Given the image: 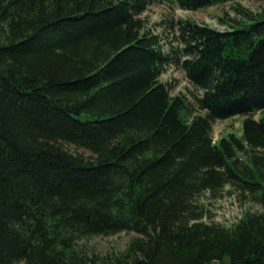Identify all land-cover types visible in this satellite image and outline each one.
<instances>
[{
    "label": "trees",
    "instance_id": "trees-1",
    "mask_svg": "<svg viewBox=\"0 0 264 264\" xmlns=\"http://www.w3.org/2000/svg\"><path fill=\"white\" fill-rule=\"evenodd\" d=\"M166 1L0 0V264H264V16L177 20L166 50L142 17ZM172 64L194 103L161 81ZM227 186L259 210L207 222L199 198ZM121 232L114 258L80 246Z\"/></svg>",
    "mask_w": 264,
    "mask_h": 264
},
{
    "label": "rangeland",
    "instance_id": "rangeland-1",
    "mask_svg": "<svg viewBox=\"0 0 264 264\" xmlns=\"http://www.w3.org/2000/svg\"><path fill=\"white\" fill-rule=\"evenodd\" d=\"M264 16V2L254 0H241L237 3H227L217 7L204 8L197 11L182 10L174 0L164 3H155L148 6L142 15L147 20L148 29L155 34H160L166 44V50H180L182 45L176 40L174 23L177 20L190 19L200 25H208L213 28L226 31L230 25L237 23L254 22L252 18ZM224 19L227 23L222 22ZM161 81L167 83L172 95H184L189 102L194 103V93L201 95L186 78L184 71L176 65H169L167 71L161 77ZM245 116H236L225 120H218L213 124V139L217 142L221 136L233 133L242 134V120ZM255 118H259L256 114ZM229 186L223 195L214 199L208 193L199 198L200 204L206 208L207 222L230 227L239 222L246 211L257 212L260 208L251 199H243L238 194H231ZM134 233L121 232L110 236H93L80 242L85 250L98 256L114 258L125 251Z\"/></svg>",
    "mask_w": 264,
    "mask_h": 264
}]
</instances>
